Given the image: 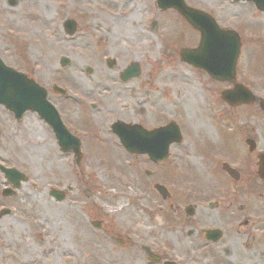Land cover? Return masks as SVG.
<instances>
[{
    "label": "rangeland",
    "instance_id": "rangeland-1",
    "mask_svg": "<svg viewBox=\"0 0 264 264\" xmlns=\"http://www.w3.org/2000/svg\"><path fill=\"white\" fill-rule=\"evenodd\" d=\"M186 1L240 32L237 80L264 102V13L248 2ZM72 2L0 0L4 63L38 76L40 37L66 17ZM81 4L91 13L108 7L134 12L126 20L140 31L142 122L151 128L173 120L182 140L170 145L165 162L154 163L128 153L105 120L92 117L89 129L97 136L84 138L76 160L30 114L15 121L0 107V165L28 178L14 195L0 194V211L8 209L0 214V264H142L149 262L143 247L180 264H264V181L256 177L255 156L243 144L250 137L264 150L259 104L226 105L219 93L227 84L180 61L178 50L194 45L198 35L173 12L155 11L151 0L74 5ZM110 149L121 162L114 163ZM220 162L236 168L239 179L230 181ZM155 182L171 192L166 202ZM4 186L0 172V193ZM53 189L64 192L63 200L51 196ZM187 204L194 207L191 216L185 214ZM211 227L223 231L214 245L202 237L201 230Z\"/></svg>",
    "mask_w": 264,
    "mask_h": 264
},
{
    "label": "flooded vegetation",
    "instance_id": "flooded-vegetation-1",
    "mask_svg": "<svg viewBox=\"0 0 264 264\" xmlns=\"http://www.w3.org/2000/svg\"><path fill=\"white\" fill-rule=\"evenodd\" d=\"M79 2L73 0V7L68 9L66 17L44 31L40 37L42 67L38 76L33 73L28 75L45 91L46 99L55 109L64 129L81 141L91 135L97 136L95 131L89 129L92 117L105 120L110 133L114 121L145 127L141 98L144 89V73L140 63L142 53L136 39L140 31L138 24L126 20L134 12L128 15L121 11L114 12L117 7H108L91 13V9L82 7V4L76 7ZM153 4L154 10L158 11L156 4ZM123 7H126L124 3L119 8ZM136 66H140V70H135ZM28 114L56 140L44 118L36 113ZM259 151L261 149L254 141L253 150L248 152L255 156V169ZM248 167L251 172L249 162ZM169 197L161 199L166 202ZM209 202V207L215 205V202ZM247 223V220L243 221V224ZM204 230H220V238L223 236L221 228H203L202 237L206 244H217L220 238L212 241L208 238L215 234H206ZM143 251L149 262L142 264H165L171 260L146 247H143Z\"/></svg>",
    "mask_w": 264,
    "mask_h": 264
},
{
    "label": "water",
    "instance_id": "water-1",
    "mask_svg": "<svg viewBox=\"0 0 264 264\" xmlns=\"http://www.w3.org/2000/svg\"><path fill=\"white\" fill-rule=\"evenodd\" d=\"M238 1V0H236ZM252 1L256 7L264 11V0ZM160 8L176 9L195 29L200 32V41L195 49L180 50V59L194 66L204 69L211 77L219 81H233L235 64L239 54L240 41L238 34L230 29L220 28L208 14L188 7L183 0H157ZM222 98L229 104L250 103L254 96L242 85H236L232 90L222 93ZM0 104L14 114L15 119H20L26 110L35 111L43 116L54 129L59 127V120L53 108L45 100L44 91L26 75L19 73L7 66L0 59ZM114 132L120 138L126 150L136 153H146L153 160L165 159L168 155V146L171 142L180 140V133L175 123L147 130H135V126H115ZM63 149L73 148L78 151V142L71 137L60 139ZM226 167V166H224ZM7 181L16 188L26 182V176L13 169L0 166ZM232 173L231 170H228ZM263 177V176H262ZM13 191L5 188L2 195H9ZM57 199L62 198V193L52 192Z\"/></svg>",
    "mask_w": 264,
    "mask_h": 264
},
{
    "label": "bare ground",
    "instance_id": "bare-ground-1",
    "mask_svg": "<svg viewBox=\"0 0 264 264\" xmlns=\"http://www.w3.org/2000/svg\"><path fill=\"white\" fill-rule=\"evenodd\" d=\"M207 131V130H206ZM109 155H110V158L114 161L115 163V160L116 159H119V161L121 162V158L115 151L111 150L110 149V152H109ZM120 162H118V164H121ZM122 204H118V207L121 208Z\"/></svg>",
    "mask_w": 264,
    "mask_h": 264
}]
</instances>
